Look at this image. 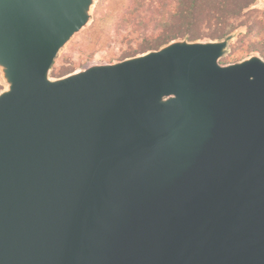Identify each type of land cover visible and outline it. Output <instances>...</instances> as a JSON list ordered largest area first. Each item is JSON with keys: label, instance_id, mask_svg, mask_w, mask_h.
Here are the masks:
<instances>
[{"label": "water", "instance_id": "95a60500", "mask_svg": "<svg viewBox=\"0 0 264 264\" xmlns=\"http://www.w3.org/2000/svg\"><path fill=\"white\" fill-rule=\"evenodd\" d=\"M94 0H0V264H264V58L173 39L50 75Z\"/></svg>", "mask_w": 264, "mask_h": 264}, {"label": "trees", "instance_id": "16d2710c", "mask_svg": "<svg viewBox=\"0 0 264 264\" xmlns=\"http://www.w3.org/2000/svg\"><path fill=\"white\" fill-rule=\"evenodd\" d=\"M255 2L256 0H122L117 25L137 31L139 38L135 45L123 49L119 58L156 49L177 38L222 39L228 35L232 38L238 27L245 26L248 30L254 27V24L247 23L252 13L264 16V11L253 7ZM262 19L254 21L261 22ZM127 36L130 37L129 34ZM239 42L241 48L235 51L229 40L220 60L236 61L256 48L264 58V41ZM71 71L60 69L54 61L50 73L59 77Z\"/></svg>", "mask_w": 264, "mask_h": 264}, {"label": "rangeland", "instance_id": "374dc122", "mask_svg": "<svg viewBox=\"0 0 264 264\" xmlns=\"http://www.w3.org/2000/svg\"><path fill=\"white\" fill-rule=\"evenodd\" d=\"M121 4L122 0H94L90 20L61 48L54 59L55 65L65 71L70 69L74 71L90 62L122 59L119 56L123 49L129 45H135L139 36L137 31L132 30L130 27L117 25L121 14ZM253 7L258 11H264V0H256ZM261 18H263V21L255 22L256 19ZM247 23L254 24V27L248 30L249 28L240 26L230 39V43L233 45L231 48L235 51L241 48L239 47V41H264V16L259 13H252ZM128 34L130 37L127 36ZM257 49L245 53V56L241 59L252 54L260 56ZM220 61L222 63L234 62ZM0 82L3 86L1 79Z\"/></svg>", "mask_w": 264, "mask_h": 264}]
</instances>
